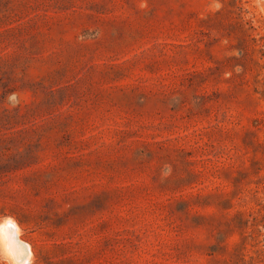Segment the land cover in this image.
I'll return each mask as SVG.
<instances>
[{
    "label": "rangeland",
    "instance_id": "rangeland-1",
    "mask_svg": "<svg viewBox=\"0 0 264 264\" xmlns=\"http://www.w3.org/2000/svg\"><path fill=\"white\" fill-rule=\"evenodd\" d=\"M0 264H264V0H0Z\"/></svg>",
    "mask_w": 264,
    "mask_h": 264
}]
</instances>
